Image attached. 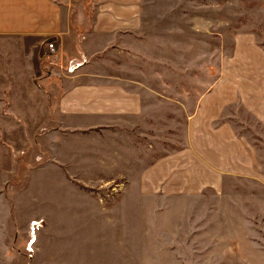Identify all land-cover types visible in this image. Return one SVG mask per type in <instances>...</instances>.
Returning <instances> with one entry per match:
<instances>
[{
    "label": "rangeland",
    "instance_id": "rangeland-1",
    "mask_svg": "<svg viewBox=\"0 0 264 264\" xmlns=\"http://www.w3.org/2000/svg\"><path fill=\"white\" fill-rule=\"evenodd\" d=\"M146 2L145 54L108 53L93 70L140 78L161 95L148 94L139 120L66 134L55 152L65 164L20 175L16 232L0 234V264H264V126L241 104L231 118L258 148L260 178L228 176L222 189L168 204L179 231L156 236L142 235L137 184L145 167L186 144L199 97L223 70L251 76L264 64V0ZM88 5L75 0L74 17L85 7L90 19Z\"/></svg>",
    "mask_w": 264,
    "mask_h": 264
},
{
    "label": "crops",
    "instance_id": "crops-1",
    "mask_svg": "<svg viewBox=\"0 0 264 264\" xmlns=\"http://www.w3.org/2000/svg\"><path fill=\"white\" fill-rule=\"evenodd\" d=\"M74 3L0 0L2 235L16 232L13 201L20 175L29 179L30 169L65 164L55 152L64 146L66 134L102 130L122 119L139 120L145 115L148 94L161 95L140 78L93 70L108 53L145 54L150 2L89 0L90 19L85 7L75 18ZM80 26L87 27L81 35ZM49 42L57 48L53 57L48 55ZM229 68L199 97L186 144L141 171L137 184L142 235L156 236L165 227L179 231V211L168 207L176 200L222 189L228 176L260 178L258 148L236 131L231 117L233 107L241 104L264 126V64L255 65L251 76H246L248 70Z\"/></svg>",
    "mask_w": 264,
    "mask_h": 264
},
{
    "label": "built area",
    "instance_id": "built-area-1",
    "mask_svg": "<svg viewBox=\"0 0 264 264\" xmlns=\"http://www.w3.org/2000/svg\"><path fill=\"white\" fill-rule=\"evenodd\" d=\"M48 49H49V52H48V55L50 57H53L57 54V48L55 46V43L54 42H49L48 43ZM77 63H72L71 65H74L76 66Z\"/></svg>",
    "mask_w": 264,
    "mask_h": 264
},
{
    "label": "bare ground",
    "instance_id": "bare-ground-1",
    "mask_svg": "<svg viewBox=\"0 0 264 264\" xmlns=\"http://www.w3.org/2000/svg\"><path fill=\"white\" fill-rule=\"evenodd\" d=\"M35 225H36V226H38V227L40 226V225H39V224H37V223H35Z\"/></svg>",
    "mask_w": 264,
    "mask_h": 264
}]
</instances>
